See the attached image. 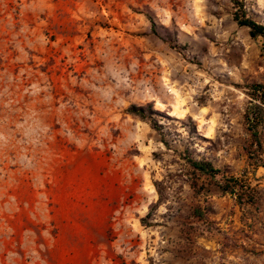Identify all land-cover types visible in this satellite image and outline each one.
<instances>
[{"label":"rangeland","instance_id":"rangeland-1","mask_svg":"<svg viewBox=\"0 0 264 264\" xmlns=\"http://www.w3.org/2000/svg\"><path fill=\"white\" fill-rule=\"evenodd\" d=\"M236 15L264 0H0V264H264V38Z\"/></svg>","mask_w":264,"mask_h":264},{"label":"trees","instance_id":"trees-1","mask_svg":"<svg viewBox=\"0 0 264 264\" xmlns=\"http://www.w3.org/2000/svg\"><path fill=\"white\" fill-rule=\"evenodd\" d=\"M153 28H155V22L152 17H149ZM235 20L240 26H246L250 28V34L253 38L263 37L264 38V26L257 24L249 18H246L244 15H236ZM254 92L261 94V99L264 101V89L254 88ZM129 112L133 115L139 116L142 119L145 118L144 109L137 106H132ZM248 118V115H247ZM256 136V134H255ZM189 164L191 168L199 174V176H207L214 179L218 174L221 173L220 170L215 169L213 165L204 160H195L190 159ZM219 189L226 194H230L235 197L238 204H244L245 202H250L251 204L255 203V196L252 194L248 186H245L241 183V180L235 176H223V180L218 183ZM198 214H200L198 212ZM200 216V215H199ZM142 223L145 222V219H142Z\"/></svg>","mask_w":264,"mask_h":264},{"label":"crops","instance_id":"crops-1","mask_svg":"<svg viewBox=\"0 0 264 264\" xmlns=\"http://www.w3.org/2000/svg\"><path fill=\"white\" fill-rule=\"evenodd\" d=\"M261 157L264 160V145L261 147ZM256 177L258 178L257 183L259 187L264 188V165L258 168V170L256 171ZM39 264H42V263L39 262Z\"/></svg>","mask_w":264,"mask_h":264}]
</instances>
